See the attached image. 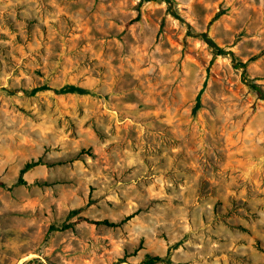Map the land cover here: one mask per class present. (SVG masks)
Masks as SVG:
<instances>
[{"label":"rangeland","instance_id":"374dc122","mask_svg":"<svg viewBox=\"0 0 264 264\" xmlns=\"http://www.w3.org/2000/svg\"><path fill=\"white\" fill-rule=\"evenodd\" d=\"M250 84L264 0H0V264H264Z\"/></svg>","mask_w":264,"mask_h":264},{"label":"trees","instance_id":"16d2710c","mask_svg":"<svg viewBox=\"0 0 264 264\" xmlns=\"http://www.w3.org/2000/svg\"><path fill=\"white\" fill-rule=\"evenodd\" d=\"M174 16V14H172ZM221 15H223L222 12H218L216 13L213 18L210 20L209 22V26L212 24V22L216 21ZM138 17V16H137ZM200 37L201 39L207 44L208 47H210L214 54L216 55H225L226 52L220 48L216 42L207 34V32L205 33H202L200 34ZM234 57V56H233ZM257 59V56L255 57H252L248 60V62H252L254 60ZM233 62H234V58H233ZM234 67L236 69H242L243 70V73L246 69V63H235L234 64ZM249 88L253 91V93L255 94L256 96V99L259 100V101H262L264 102V93L263 91L255 84H250L249 85ZM47 88H43L42 90H46ZM54 94H58V95H63V94H85V90H83L82 88L78 87V86H75V85H65L59 89H50ZM197 101H198V97H197ZM39 165V162H28L24 165V167L20 170L19 172V175H18V178L15 182V184L13 186H20V185H26V181L23 179V176L24 174L31 170L32 168H34L35 166ZM83 208H79V209H76V210H73L70 212V215H78V213H80V211L82 210ZM126 220H128V218H125L124 220L120 221L119 223H114V222H110L109 220H97V221H94V220H89L87 218H83V217H80L79 218V221H83V222H86V223H89L91 225H97V226H107V227H117L119 226L120 224L124 223ZM71 227L69 224H63L61 227H60V230H65L67 228ZM53 230H56L54 227H50L49 228V231H53ZM163 261V258L161 257H149V256H146V259L144 260V263L145 264H156V263H159V262H162Z\"/></svg>","mask_w":264,"mask_h":264}]
</instances>
